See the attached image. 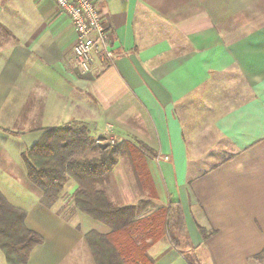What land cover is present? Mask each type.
I'll return each instance as SVG.
<instances>
[{
    "label": "crops",
    "instance_id": "obj_1",
    "mask_svg": "<svg viewBox=\"0 0 264 264\" xmlns=\"http://www.w3.org/2000/svg\"><path fill=\"white\" fill-rule=\"evenodd\" d=\"M95 2L114 55L86 72L54 0H0V190L44 239L29 264H95L85 234L106 231L74 208V180L48 207L27 175L23 154L71 121L156 152L148 187L161 205L182 203L195 264H264V0ZM113 175L111 197L136 204L131 167ZM150 254L192 264L166 239Z\"/></svg>",
    "mask_w": 264,
    "mask_h": 264
},
{
    "label": "trees",
    "instance_id": "obj_2",
    "mask_svg": "<svg viewBox=\"0 0 264 264\" xmlns=\"http://www.w3.org/2000/svg\"><path fill=\"white\" fill-rule=\"evenodd\" d=\"M106 140V135L96 137L80 121L48 129L23 154L28 178L42 192V202L52 207L70 180L78 184L74 208L106 228L85 234L95 264H154L150 249L164 239L195 264V246L182 203L173 200L161 205L155 189L148 187L146 156H156V152L142 142L102 143ZM122 157L129 160L140 189L136 204L120 205L108 191ZM26 217L27 211L12 205L0 190V249L8 264H29L33 249L44 242L28 228ZM198 228L204 239L215 233ZM263 254L256 258L260 260Z\"/></svg>",
    "mask_w": 264,
    "mask_h": 264
},
{
    "label": "built area",
    "instance_id": "obj_3",
    "mask_svg": "<svg viewBox=\"0 0 264 264\" xmlns=\"http://www.w3.org/2000/svg\"><path fill=\"white\" fill-rule=\"evenodd\" d=\"M73 25L76 41L74 61L78 68L90 71L98 60L113 58L111 36L95 0H54ZM115 142V139L111 137Z\"/></svg>",
    "mask_w": 264,
    "mask_h": 264
},
{
    "label": "rangeland",
    "instance_id": "obj_4",
    "mask_svg": "<svg viewBox=\"0 0 264 264\" xmlns=\"http://www.w3.org/2000/svg\"><path fill=\"white\" fill-rule=\"evenodd\" d=\"M9 7L11 8L10 11L12 12V13H10L11 15H10V17H9V20H11V21H15V19H16V13H17V5H16V1H14L13 4H12L11 6H9ZM6 14L9 15V12L7 11ZM105 135L108 137V140H106L105 142H102V143H109V142L112 143V144H115V143H116V139H115V142H113V141L111 140V134H110V133H107V134H105ZM120 160H121V161H120V163H119V168L121 167V168H123V169L129 171V170H130L129 160H128L127 158H125V157H122ZM114 178H115V176L113 175V177H112V183H111L110 187L113 186V183H114L113 180H114ZM114 199H115V198H114ZM259 261H261V262L264 263V254L262 255V257L260 258Z\"/></svg>",
    "mask_w": 264,
    "mask_h": 264
}]
</instances>
